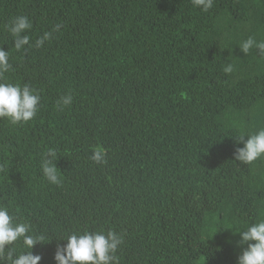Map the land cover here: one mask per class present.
I'll use <instances>...</instances> for the list:
<instances>
[{"label": "trees", "instance_id": "trees-1", "mask_svg": "<svg viewBox=\"0 0 264 264\" xmlns=\"http://www.w3.org/2000/svg\"><path fill=\"white\" fill-rule=\"evenodd\" d=\"M18 15L32 43L62 28L16 51ZM250 35L264 41V0H0L7 80L41 96L29 122L0 119V204L51 239L39 264L62 237L108 229L124 237L119 264H237L232 228L264 219V157L234 156V136L264 127V57L238 46ZM49 148L60 186L40 171Z\"/></svg>", "mask_w": 264, "mask_h": 264}, {"label": "clouds", "instance_id": "clouds-1", "mask_svg": "<svg viewBox=\"0 0 264 264\" xmlns=\"http://www.w3.org/2000/svg\"><path fill=\"white\" fill-rule=\"evenodd\" d=\"M194 7L208 12L214 0H191ZM8 33L14 40L16 51L29 48H40L45 41L53 38V33L59 32L62 23L45 31L34 43L28 32L32 29V21L26 15L14 16L6 25ZM21 33H25L21 35ZM240 50L247 55L253 48L264 57V41H258L249 36L239 45ZM9 51L0 47V119H7L13 126L24 124L32 120L38 110L41 96L38 90L29 84L8 82L6 73L12 70ZM223 71L228 74L234 71V65L228 63ZM72 95H62L56 102L58 110H63L72 103ZM237 146L234 151L235 159L243 164L251 165L264 157V127L255 131H241L234 136ZM106 153L100 146L92 149L91 160L97 164L107 163ZM57 152L49 148L42 156L40 171L47 182L60 186L63 183L61 172L56 166ZM233 234H239L238 244L241 251L237 257V264H264V219L251 223L245 228H232ZM66 243H57L53 259L55 264H119L117 251L124 242L122 234L108 229L99 231L84 230L72 232L62 237ZM44 234H35L29 223L20 221L10 213L9 206L0 204V264H39L42 256L34 254L33 247L38 242H48ZM246 245V246H245Z\"/></svg>", "mask_w": 264, "mask_h": 264}]
</instances>
